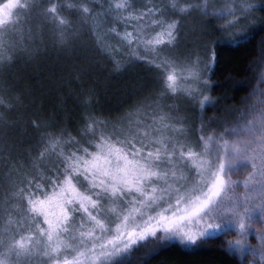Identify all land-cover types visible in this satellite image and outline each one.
I'll return each mask as SVG.
<instances>
[{
  "label": "snow or ice",
  "instance_id": "6c2138e0",
  "mask_svg": "<svg viewBox=\"0 0 264 264\" xmlns=\"http://www.w3.org/2000/svg\"><path fill=\"white\" fill-rule=\"evenodd\" d=\"M65 7L60 0L0 2V68L21 58L47 55L50 48L72 51L80 33L62 15ZM71 7L79 13L81 26L89 21L96 26L100 17L96 8L104 5L90 7L81 0ZM154 7L158 17L154 23L162 31L145 46L154 53L150 64L158 73L161 92L138 102L134 112L104 117L95 111L98 99L84 93L81 107L86 111L73 136L55 120L33 112L10 83L11 77L0 82V127L7 132L26 124L37 134L34 148L26 147L32 139L17 138L10 144L7 135L0 147V264H30L36 256L46 257V264H130L147 238L155 242L150 255H158L173 244H205L215 233L227 235L232 228L241 238L224 241L227 249H235L241 257L246 250L257 255L258 250L248 244L254 232L264 260V104L250 113L251 119L231 126L213 127L202 116L199 128L193 130L185 118L171 115L173 106L161 105V100L178 91L201 111L215 103L205 94L214 87L208 81L215 52L206 48L202 58L196 52L176 51L183 21L195 15L202 25L211 24V19L202 18L214 13L211 5L199 0H170ZM255 7L240 0L236 22L248 20ZM259 7L264 8V0ZM114 10L131 12L135 4L118 3ZM33 12L51 27L50 39H45L46 30L27 27ZM144 15L141 12L137 19ZM147 15L152 16V10ZM260 29L264 30V21ZM252 35L241 37V42ZM124 39L128 63L109 61L112 68L106 71L127 72L144 59L137 53L142 37L133 40L131 33H125ZM178 77L191 83L180 84ZM154 123L166 134H157ZM242 162L252 171L242 181L244 192L238 193L241 182L232 176ZM181 211L185 215H179ZM203 217L209 220L195 233L181 226Z\"/></svg>",
  "mask_w": 264,
  "mask_h": 264
},
{
  "label": "rangeland",
  "instance_id": "374dc122",
  "mask_svg": "<svg viewBox=\"0 0 264 264\" xmlns=\"http://www.w3.org/2000/svg\"><path fill=\"white\" fill-rule=\"evenodd\" d=\"M0 2H3V0H0ZM60 2L66 6L62 15L71 19L79 29L80 38L73 46V50L60 52L50 48L47 55H41L31 60L21 58L18 63H13L6 68H0V82L11 77L10 83L16 87L17 94L24 95L25 103L31 106L33 112L41 115L49 122L55 120L57 124L66 128L73 136L76 135L78 126L82 125L81 117L86 110L80 104L77 105L75 103L74 106L72 103L79 102L80 98L83 100L84 93H91L98 99L99 103L94 106L95 111L102 113L104 117H120L125 113L134 112L138 102L154 99L153 93L159 95L161 84L157 78L158 73L153 70L150 64L155 56L151 51V46L146 47L145 45L156 36L157 32L162 31V28L157 27L154 23L158 19L155 15L156 8L154 6H164L170 0H87L90 7L104 5L103 8H96V11L100 13L96 26H92L91 21L81 26L79 13L71 7V5L81 2V0H60ZM199 2H207L212 6L213 16L202 18L204 20L211 19L212 23L202 25L201 18L195 15L185 19L183 21V34L179 38L180 47L176 51L196 52L202 58L204 49L207 48L214 51L215 61L212 71L209 73L211 78L208 81L209 84L213 85L216 80L214 76L215 69H221L223 66L237 63V57L234 59L235 62H228L226 59L231 54L228 47L237 44L241 37H247L249 33L260 30L261 21H264V8L259 7L260 0H247L248 3L254 4L256 7L250 13L248 20L237 23L235 17L239 13L235 9L240 0H199ZM118 3H134L135 10L131 12L114 10V6ZM109 5L113 6V10H108ZM106 10L108 11L106 12ZM148 10H152V16L147 15ZM141 12H144L145 15L143 18L137 19L140 17ZM121 15L125 16L126 19H120ZM27 27H31L34 30H46L44 31L45 39H50L51 37V27L38 12L30 14ZM134 29H137V31H134ZM125 33H131L133 40H135L137 35L142 37L143 42L137 49V53L138 57H143L144 59L134 63L137 65H133L127 72L114 74L111 70L106 71L105 69L112 68V64L109 62H114L112 55L118 63H128L129 51L127 50L128 41L124 39ZM163 43H168L166 38ZM162 46L163 44L159 47ZM105 51H107V55L104 54ZM230 58L233 59V55ZM86 73L94 84L89 81ZM260 79V83L256 84L255 89L247 99L245 98L241 107L235 110L225 108V111L220 114L215 113V106L218 100L212 95V90L205 94L210 95L215 103L211 106H206L203 111L197 105L189 104L179 91L174 97H165L161 100V105H172L173 108L170 114L174 117L185 118L187 126L193 130L199 128L202 116L204 121L212 123L213 127H217L220 123H227L229 126L237 123L242 124L246 119H251L250 113L254 109L258 111L264 104V78ZM178 82L180 84L191 83L190 80H181L179 77ZM94 85L99 89L105 104L99 95L96 94ZM43 88L51 89V93L54 95L52 97L57 98L61 104H72L74 106L73 109L75 108L81 113L79 118L77 116L73 117L72 114H67L66 111L64 114L57 112L54 108V111H47L46 109L50 107L42 106L39 103L40 98L35 97V93L40 92ZM74 89L80 93L76 98H74L76 94ZM33 100L37 101V103L31 104ZM51 102H53V99L49 101V104H54V102ZM192 110L199 111L197 113V116L199 114V119L193 118L195 115L190 114ZM164 111L167 112L169 109L165 108ZM13 118H15V114H13ZM152 127L157 129V134L161 132L166 134V131L162 129L159 123L152 124ZM6 135L10 144L15 143V140L20 138L33 140V143L26 145V147L34 148L36 146L34 138L37 134L26 124H21L15 130L9 129L7 132L0 127V147H2V141ZM231 139L229 137L230 141ZM251 171L250 165L247 162H242L239 165V170L233 173L232 179L241 182L237 186L238 193L244 192L242 181L247 178L248 173ZM181 208H183V205ZM165 215H170V213L165 212ZM179 215H185V213L181 211ZM208 220V217H203L199 220L192 219L191 222L182 223L181 226L184 230L195 233L204 227ZM2 227L3 213L0 212V228ZM260 227L259 223L255 225L256 229ZM229 232L234 234L231 241L241 238L235 228L230 229ZM220 233L217 232L214 235ZM21 234L29 235L26 231H22ZM248 244L258 250L257 255L253 256L246 250L243 257H241L235 249L231 250L235 251L243 259L249 256L250 264H264V260L259 255L260 241L256 238L254 232L250 233ZM198 245L200 244L198 243L196 246ZM154 247L155 242L151 238H147L145 242L139 244L131 257L141 252L149 255ZM46 261V257L36 256L32 258L30 264H46Z\"/></svg>",
  "mask_w": 264,
  "mask_h": 264
},
{
  "label": "trees",
  "instance_id": "16d2710c",
  "mask_svg": "<svg viewBox=\"0 0 264 264\" xmlns=\"http://www.w3.org/2000/svg\"><path fill=\"white\" fill-rule=\"evenodd\" d=\"M252 34L251 38L247 39V42H241L240 40L237 44L228 47L231 53L230 57L233 55L234 58L231 59L229 57L226 59L228 62H235L234 59L237 57L238 60L235 65L223 66L221 69L218 68L214 71L216 80L211 90L212 95L218 100L215 106L216 114L225 111V108L235 110L241 107L245 98L247 99L255 89L256 84L260 83V78H264V30L260 29ZM112 58L115 63H118L113 55ZM86 76L93 83L87 73ZM94 86L96 94L99 95L105 104L99 89L96 85ZM74 92L76 93L74 98L78 97L80 93L75 89ZM52 96L54 95L51 93V89L43 88L40 92L35 93V97L40 98L39 103L42 106L50 107L46 109L47 111H54L55 109L63 114L66 111L67 114L69 113V115L72 114L73 117L77 116L79 118L81 113L77 109H73V107L75 103L81 105V98L79 102H71L73 106L70 103L67 105L61 104L57 98ZM51 99H53L54 104L50 105L49 101ZM198 112L197 110H192L190 114L195 115L193 118L199 119V114L197 116ZM233 236L234 234L231 232H228L227 235L223 233L216 234L207 243L195 247H181L179 244H173L171 247L159 251L158 255H145V253L141 252L131 257L130 264H250L249 256L243 259L235 251L227 249L224 241H231ZM221 248L227 250H221Z\"/></svg>",
  "mask_w": 264,
  "mask_h": 264
}]
</instances>
